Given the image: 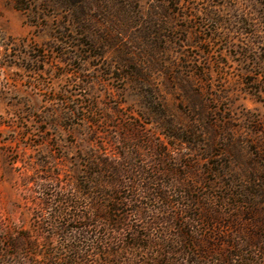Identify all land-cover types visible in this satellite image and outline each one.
Returning a JSON list of instances; mask_svg holds the SVG:
<instances>
[{"label": "rangeland", "instance_id": "1", "mask_svg": "<svg viewBox=\"0 0 264 264\" xmlns=\"http://www.w3.org/2000/svg\"><path fill=\"white\" fill-rule=\"evenodd\" d=\"M235 0H0V264H264V16Z\"/></svg>", "mask_w": 264, "mask_h": 264}, {"label": "trees", "instance_id": "2", "mask_svg": "<svg viewBox=\"0 0 264 264\" xmlns=\"http://www.w3.org/2000/svg\"><path fill=\"white\" fill-rule=\"evenodd\" d=\"M249 2L252 7H254L255 11H258L259 13L263 14L264 16V0H235V3L238 5V17L242 21H253V16L249 10L241 8L243 6V3Z\"/></svg>", "mask_w": 264, "mask_h": 264}]
</instances>
